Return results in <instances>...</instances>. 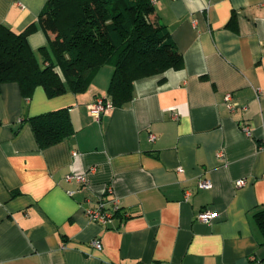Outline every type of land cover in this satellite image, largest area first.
Segmentation results:
<instances>
[{
	"label": "crops",
	"instance_id": "1",
	"mask_svg": "<svg viewBox=\"0 0 264 264\" xmlns=\"http://www.w3.org/2000/svg\"><path fill=\"white\" fill-rule=\"evenodd\" d=\"M49 1L0 0V26L30 29L44 66ZM152 1L184 65L137 80L122 107L111 66L79 94L2 85L0 264H264V0ZM98 98L113 105L100 118ZM62 109L74 135L42 148L30 120ZM101 200L120 205L108 226L86 214Z\"/></svg>",
	"mask_w": 264,
	"mask_h": 264
},
{
	"label": "trees",
	"instance_id": "2",
	"mask_svg": "<svg viewBox=\"0 0 264 264\" xmlns=\"http://www.w3.org/2000/svg\"><path fill=\"white\" fill-rule=\"evenodd\" d=\"M39 21L53 36V56L41 49L45 66L29 45L30 29L16 33L0 26V92L3 84L16 83L26 98L38 87L52 97L79 94L100 69L111 66L109 94L122 107L131 100L137 80L184 65L152 0H50ZM30 124L42 148L75 133L68 109L34 117ZM258 220L264 229V213Z\"/></svg>",
	"mask_w": 264,
	"mask_h": 264
},
{
	"label": "built area",
	"instance_id": "3",
	"mask_svg": "<svg viewBox=\"0 0 264 264\" xmlns=\"http://www.w3.org/2000/svg\"><path fill=\"white\" fill-rule=\"evenodd\" d=\"M225 101L231 111H234L236 109V105L232 103V95L230 93L226 95ZM112 107L113 105L108 101V99L98 98L95 101V103L90 106V110L95 117L100 118L102 115L108 113L112 109ZM151 139L155 140V136L151 135ZM67 179L69 181L75 180L79 183H84V184L87 183V179L84 174L70 175L67 177ZM236 185L237 187H243L246 185V181L239 180L236 182ZM211 187H212V183L210 181H201L199 184L200 189H210ZM119 210H120V205L118 201L117 202L114 201L113 206L110 209H107L105 203L103 202V200H101L97 207L88 209L86 211V214L92 222L101 224L103 226H108V224L112 221L113 217ZM215 218H216V213H213L209 210L203 211L199 216V220L202 223H206V224L212 223ZM91 247H93L94 249L101 250L102 245L100 240L94 239L91 242Z\"/></svg>",
	"mask_w": 264,
	"mask_h": 264
}]
</instances>
